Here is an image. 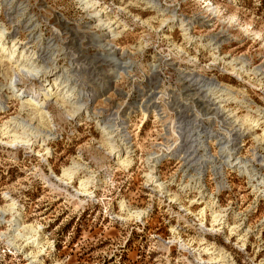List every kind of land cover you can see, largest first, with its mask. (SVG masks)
<instances>
[{
	"label": "rangeland",
	"instance_id": "374dc122",
	"mask_svg": "<svg viewBox=\"0 0 264 264\" xmlns=\"http://www.w3.org/2000/svg\"><path fill=\"white\" fill-rule=\"evenodd\" d=\"M94 1L105 7L119 34L98 28L78 0H0V30L6 27L2 43L10 46L14 41L37 53L38 44L12 12L19 3L28 6V17L38 24L36 35L42 36L48 52L35 54L37 62L47 72L53 68L71 77L76 100L89 110V117L85 111L66 116L59 105L63 99L55 97L46 107L50 122L38 125L51 133L45 147L36 141L30 152L0 144V264H207L198 254L210 263L225 264V259H211L217 255H204L202 238L223 250L232 264H264V194L256 200L246 178L230 168L224 167L217 178L211 163L203 167L201 190L206 196L183 189L186 180L179 164L184 152L178 150L194 133L187 122L221 137L229 131L221 120L233 114L227 121L245 127L235 141L236 156L255 161L264 174L258 163L262 160L264 166V0H153L155 6L147 0ZM240 61L245 67L236 70ZM8 68L6 61L0 68V99L7 107L0 112V124L30 117L20 109L24 98L6 99L1 74L10 72ZM45 75L22 78L18 87L37 85ZM199 79L218 82L230 94H212L195 83ZM65 110L72 108L65 105ZM113 119L129 135V147L119 152L130 159L127 167L106 151L99 129ZM165 147L172 153L160 155L157 165L150 166L151 154L166 152ZM45 148L49 153L43 160ZM215 151L209 149L211 155ZM74 162L92 171L85 176H94L88 188L93 199L73 195L71 187L78 186L83 174L71 184L54 179ZM159 179L169 192L153 189L152 182ZM219 180H224L223 187H217ZM174 194L180 199L170 203ZM122 204L145 210L142 221L118 219L126 217ZM212 209L226 216L214 222ZM14 220L36 229L35 234L23 231L17 246L9 243L17 234L12 231ZM234 224L239 227L233 229ZM32 235L37 240L26 244L23 239Z\"/></svg>",
	"mask_w": 264,
	"mask_h": 264
},
{
	"label": "bare ground",
	"instance_id": "6f19581e",
	"mask_svg": "<svg viewBox=\"0 0 264 264\" xmlns=\"http://www.w3.org/2000/svg\"><path fill=\"white\" fill-rule=\"evenodd\" d=\"M4 1L9 2L11 4V0H4ZM78 1H81L83 3L82 5L84 6V8L86 10H88V12H89L88 14H92L91 15L92 19H93V21L95 20V22H97L96 26L98 28H104L106 30V32L108 33V35L109 34L110 35L111 34L112 35L119 34L118 32L115 31L116 27L114 29L112 28L115 23H113L105 14V7L101 6L100 8H98L99 7L98 3L94 0H78ZM147 3H151L152 5L155 6L158 2H154L153 0L152 1L147 0ZM206 4L208 7V10L211 12H214V10L216 8H214L212 6V4H209V3H206ZM27 7L23 6L22 3H19V5L12 10V12L15 13V15H16L15 18H18L19 22L25 23L24 25H22V29L24 31H27L28 35H30V37L32 39H34L35 43L38 44V48H37L38 51H37V53H33L32 50H30L27 47L21 48L14 41L11 43L10 46H5L2 43V41L4 39V35H3L5 32L4 30L6 28V27H4V29L0 30V68H1V65H3V62H5V61L9 64L8 69L10 70V72L4 73L2 71V74H1L5 78V87H6L5 89L8 90L6 94H9L6 97V99L9 97H12V95H14V97L24 98L25 100L21 104L20 109L22 112L29 114L30 117L28 120H24V119H20L18 117H14V118H10L9 121L4 122L3 124L1 123L0 124V136H1L0 137V144L4 145L6 147H13V148L20 146V147H24L25 149H28V150H30V152H32L31 149H32V147L36 141H39L41 143V145H40L41 147H45L47 145V141L50 140L49 135L51 133H46V131H45L46 129L45 130L41 129L40 127H38V125L42 127L43 123L50 122L51 116H50L49 112L46 111V107L49 104V102L52 101L55 97H59V98L63 99L62 103H60L59 105H60V108H61L63 114H65L66 116H70V117L72 116L73 117L78 112L85 111V115L87 117H89V110L87 109V106H85V103H81L80 101L76 100L78 97V95L76 94L78 90L76 91V88H75L76 85L75 84L73 85V87L69 86V84L71 85V83H70L71 77H69L68 75L63 76L62 73H64V72H62L60 74H57L56 72H52L53 68H50V70L47 72L46 68H48V67L45 68L44 67L45 64L40 65L37 62V56H35V54L43 53V51L45 49L43 47L44 45H43L42 36L40 34L36 35L37 30H38V24L34 23L32 21V19H31L32 17H28ZM7 13H9V12H7ZM6 16L9 17L10 15H6ZM19 24H22V23H19ZM180 24L182 26L183 23L180 22ZM50 39H52V38H50ZM109 40H111V38H109ZM51 41H49L50 44H51ZM44 43H45V41H44ZM109 44L110 43H107L106 45H109ZM48 46L52 47L54 45L51 44ZM50 47H48V48H50ZM109 49L110 50L114 49V51H115L119 48H113L112 47ZM45 51H47V50H45ZM31 53H33V56L31 55ZM45 53H48V52H45ZM45 53H43V54H45ZM234 60L235 59H233L232 62H234ZM105 61H107V60H105ZM239 63L241 65L236 70H241L245 67L243 62L240 61ZM38 66H40V67H38ZM53 67L57 68L56 65H54ZM36 68H40V69H36ZM45 73H49V74L45 75ZM42 75H45V76H43L42 80H38L39 82L37 85L31 86V87H26V88L24 87L22 89L20 87H18V85L22 81V78L38 79ZM262 78H264V76ZM195 83L197 85L204 87V88L206 87V89L209 90L210 93H212V94H214L215 92L216 93L220 92L221 93V94H219L220 96L230 94V92L227 91V89L221 88L217 84L218 82L215 83L211 80L199 79V80H195ZM3 87H4V85H3ZM0 90H1V88H0ZM79 92H81V91H79ZM221 101H222V99H221ZM65 105H69L70 108H72V110H70V111L65 110ZM4 106L5 105H4L3 99L1 98L0 99V112L2 110H3L2 112L5 111V109L7 107H4ZM223 114H224V112L221 113L220 116H222ZM231 116L229 117L227 115L220 122V123H222V125L225 128L226 127L229 128V131H226L225 132L226 134H223L221 137H220V135L219 136L213 135L212 131L205 129L204 127H202V125L198 126L200 128L196 130V127L198 124H194L195 122L190 123V124H188L189 122H187L185 124L186 127H191L192 131H194V133L192 136L189 135V139L187 141H185L183 144H181V148L178 149V150L181 149V151L184 152L183 157L181 159L182 161L179 164V165L183 166V168H182V169H184L183 178H185L184 180H186L185 184L183 186V189L184 188L185 189H191L194 191L198 190V192H196V193H199L201 198L206 196L205 191L201 190L202 185H203V172L205 171V170H203V167L205 165L211 163L212 164L211 167H213V170H215L214 174L216 175L217 178H221L224 167L230 168L232 171L234 170L236 172H240L246 178V183L249 184V188L251 189L250 191L255 194L254 195L255 199L264 194V174H261L259 169L255 166V164H253L255 161H251L252 163H250V162L248 163L247 161L236 156L238 153L237 152L238 148L235 146L236 145L235 141L237 139L241 138V136L243 134L242 132H244L243 130L245 129V127H243V124H241L235 120L227 121V120H231ZM33 121L37 122L36 127H34L32 125ZM248 121L250 123H255V121L251 120V119H249ZM108 123H111V124H104L103 126L99 127V129L101 130V133L103 134V137H104L105 146L108 147V148H106V151L110 155L113 156V159L116 158L115 163H117V164L119 163L120 165L127 167L128 165H130V159L128 158L127 155L124 158L121 157L119 152L123 151L129 147L128 146L129 135L127 137V133H126L125 128L120 126V124H118L116 121H114V119L108 121ZM123 124H125V123L123 122ZM232 124H234L233 126L235 128L231 127ZM180 126H183V125L180 124ZM201 129H204V130L201 131ZM234 133H235V136L233 137ZM229 135H232V137L231 136L229 137L231 139L223 140L225 138H228ZM216 137H219V138H216ZM215 144L218 145L219 147H217ZM162 146L163 145H161V144L158 145L159 150H161ZM213 148H215L216 151H215V154L212 153V155H211L209 153V149L211 150ZM46 149L47 148H45V151L40 155V157L43 160H45V157H43V155H46V154L48 155V153H49V150H46ZM163 150H165L166 152H161L159 155L151 154L152 157L150 158L151 159L150 166L153 167V166L157 165V161L161 157L160 155L166 154V153H172V150L170 151V147H165V148H163ZM176 155H178V154H176ZM258 163H260L261 167H264L262 160L259 161ZM219 168H221V170L217 171L216 169H219ZM49 169H50V174L54 175L51 168H49ZM153 171H155V170L151 169L150 173H152ZM190 171L192 173L189 174ZM91 172L92 171H89L88 167H86L84 164L74 162V163H72V165L70 167L63 169V173H62L61 177H57L56 175H54V179L57 180V182H60L62 184L66 183L65 180L68 179L69 180L68 183L71 184L75 178H77L80 174H83V178H80L78 186L77 187H74V186L71 187L73 189V192H74L73 195L78 200H79V197H81V196L82 197H89V198L93 199L92 193L90 194V192L88 191V188L92 184H94V176H92V174H88V176H85L87 173H91ZM149 177H150V175H149ZM153 178L154 177H152V179ZM150 179H151V177H150ZM154 179H156V178H154ZM152 183H154L153 189L155 191L160 192V191L165 189L164 192H169V190H167L168 187H167L166 182L161 181L159 179V181H157V182L155 181ZM223 186H224V180H219L217 187L219 188V187H223ZM212 194L213 193H211V195ZM168 195H170V194L168 193ZM177 198L180 199L179 197H177L176 194L172 195V197L169 198L170 203L171 202L175 203L176 202L175 199H177ZM193 201H195V198L193 199ZM208 201L209 200H206L207 204L205 202L204 203L206 205L212 207V204L209 205L210 202H208ZM11 205H14L13 200L11 201ZM128 207L129 206H124L122 204V208L124 209V211L122 213L126 214V217L125 216L124 217L118 216L117 218L120 220H125V221H128L129 219H133L135 221H142V215L144 213H146V211L145 210L144 211L143 210L142 211L132 210V209H128ZM185 211H187V210H185ZM214 212L215 211L212 209L211 214ZM224 216H226V213L223 214V213L215 212V215L212 216L213 219H215L213 221L219 222ZM217 218H219V219L217 220ZM14 221H15V223H17V226L12 231L13 232L16 231L17 234L11 235L9 243L13 246H17L16 239L17 238H23V236H25L23 231H28V232H25V234L26 233L30 234L31 232L35 234L36 229H33L35 231H32L30 228L22 226L20 223L18 224V220H14ZM215 224H212L211 227L208 229L211 231L213 229H215V227H213ZM203 227H205V226H203ZM238 227H239V225H235V224L232 226L233 229H236ZM29 229H30V231H29ZM171 231H173V233H175L173 229ZM175 237H177V236L175 235ZM31 239H32V242H35L37 240L35 238V235L28 236L23 240L24 241L27 240L26 244H29V240H31ZM200 242H201L200 245L204 246L202 249L204 251L203 253H205L204 255H209V256L217 255V258L212 257L211 259H225L226 260L225 264H232V263H230V261H232V260L229 258L228 255H226V253H224L223 250L217 249V248L211 246L210 244H207L204 238H202L200 240ZM183 247H185V246H183ZM215 252H216V254H215ZM200 255L201 254H198L197 258L199 259V261L201 263H204V262H206L207 264L208 263L209 264L214 263V262L210 263L209 261L204 260L203 258L200 257Z\"/></svg>",
	"mask_w": 264,
	"mask_h": 264
}]
</instances>
